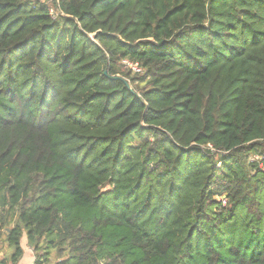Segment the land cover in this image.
<instances>
[{"label": "trees", "instance_id": "trees-1", "mask_svg": "<svg viewBox=\"0 0 264 264\" xmlns=\"http://www.w3.org/2000/svg\"><path fill=\"white\" fill-rule=\"evenodd\" d=\"M24 237L35 264H264V0H0V264Z\"/></svg>", "mask_w": 264, "mask_h": 264}, {"label": "rangeland", "instance_id": "rangeland-1", "mask_svg": "<svg viewBox=\"0 0 264 264\" xmlns=\"http://www.w3.org/2000/svg\"><path fill=\"white\" fill-rule=\"evenodd\" d=\"M41 1L46 2L47 4H50L52 2V0H41ZM52 11L54 12V14H56V16H54V18L58 17L57 14L60 15L58 10L55 9L54 7H52ZM22 246H23L25 254H24V257L19 264H35L36 263V255H35L33 249L28 246L26 237H24L22 240ZM11 254H12V250L9 249L7 244L2 241L1 246H0V261L5 259V258L9 259L11 257Z\"/></svg>", "mask_w": 264, "mask_h": 264}, {"label": "built area", "instance_id": "built-area-1", "mask_svg": "<svg viewBox=\"0 0 264 264\" xmlns=\"http://www.w3.org/2000/svg\"><path fill=\"white\" fill-rule=\"evenodd\" d=\"M51 13L53 16H56V14H54V12L52 10H51ZM123 64L125 65L126 68L131 69L134 73H141L142 72V69L139 67L138 64H134V63L130 62L129 60H124ZM258 159H259V157L253 158V160H258ZM225 203L226 202L224 201V204Z\"/></svg>", "mask_w": 264, "mask_h": 264}]
</instances>
